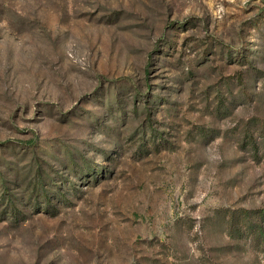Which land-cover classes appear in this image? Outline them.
<instances>
[{
	"label": "rangeland",
	"instance_id": "rangeland-1",
	"mask_svg": "<svg viewBox=\"0 0 264 264\" xmlns=\"http://www.w3.org/2000/svg\"><path fill=\"white\" fill-rule=\"evenodd\" d=\"M264 0H0V264H264Z\"/></svg>",
	"mask_w": 264,
	"mask_h": 264
},
{
	"label": "trees",
	"instance_id": "trees-1",
	"mask_svg": "<svg viewBox=\"0 0 264 264\" xmlns=\"http://www.w3.org/2000/svg\"><path fill=\"white\" fill-rule=\"evenodd\" d=\"M263 215H264V213H263ZM261 231H264V227L263 226H261Z\"/></svg>",
	"mask_w": 264,
	"mask_h": 264
}]
</instances>
